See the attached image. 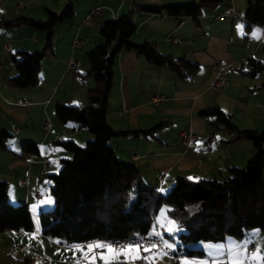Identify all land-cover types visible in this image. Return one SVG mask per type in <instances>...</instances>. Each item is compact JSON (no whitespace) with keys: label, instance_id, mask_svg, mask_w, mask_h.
I'll use <instances>...</instances> for the list:
<instances>
[{"label":"crops","instance_id":"1","mask_svg":"<svg viewBox=\"0 0 264 264\" xmlns=\"http://www.w3.org/2000/svg\"><path fill=\"white\" fill-rule=\"evenodd\" d=\"M70 1L74 12L70 18L62 19L54 25L51 46L45 51L43 57L48 60L51 69L56 70L57 77L40 78V84L38 81L36 86L30 87L33 89L12 87L7 84V77L15 74L11 54L17 49L28 51L41 49L46 41V31L24 23L8 26L0 22V128L11 135L7 143H4L6 139L3 141V147L0 149L9 156L7 166L15 174L8 178L13 190L6 189L7 201L12 202L11 195H16L17 201L25 203L34 219L37 211L43 207L44 199L42 200L40 196H33L36 199L34 203L28 194L22 193L19 188L25 183L16 185V178L24 176L27 186L34 188L35 185L32 183L34 176L44 173L50 166L48 163L50 161L45 160L44 157L40 158L39 150L37 154H31L33 156H29V153L23 155L20 151V144L25 140H31L28 135L30 129H33L30 114L41 108L50 120L49 124L41 121L40 127L43 132L38 142L33 143L37 145L47 141L56 153L57 163L60 158L69 157L68 153L58 150V144L55 141L65 139L63 137L66 136L74 141L73 135L82 132V127L68 120L72 122L69 126L70 132H65L62 129L65 123L55 124L54 119L48 115L47 108L52 98L55 104L60 101L73 103L74 96L68 100L55 98L59 85L55 87L65 77L68 70L67 63L70 60L84 62L85 53L101 41L96 34L99 28L98 22L100 24L107 18L121 15L128 16L135 25V31L131 36L133 42H152L162 54L172 58L184 57L188 61L196 62L197 68L188 69L179 66L181 74L178 75L167 65L150 63L134 49H121L118 52L112 66V85L106 108H104L105 120L114 130H145L147 132L110 137L107 142L115 157L132 164L137 171L136 178L151 185L159 193L166 191L177 176L191 179L219 178L225 174L227 166L236 165L235 157L238 154L231 151V143L233 144L237 139L227 141L226 135L220 137L210 131L204 117L198 112L207 107L218 106L220 110L230 113L238 129L257 130L251 124L254 123V119H261L257 114L261 111L251 110L249 106L254 104V106L264 107V103L255 100L264 94V87H259L264 81V76L260 72L253 76V78L260 76L256 84L252 81L253 79H249L252 76L243 74L236 65L249 56L259 60L264 59V23L245 27L242 19L214 20L212 17V14L224 8L228 1H231L242 16L246 0H217L213 6L206 7L198 16L180 19L167 15L164 11L144 10L142 5H166L194 0ZM67 2L68 0H0V19L25 17L46 20L50 15L49 11L59 13ZM92 7H100V13L95 19L87 20L86 14ZM181 19L184 21L178 25ZM84 27H86L85 31ZM78 37L82 40V44L73 48L72 40ZM4 44H8L9 48L4 47ZM63 44L65 52L61 50ZM13 48H15L14 51ZM216 60L224 65L225 79L219 89L210 91L209 85L213 77L211 64ZM69 71L76 74L78 67ZM87 79L81 80L84 81L83 86L88 88L91 84L86 82ZM87 88L84 93L81 90L78 92L80 101L87 98ZM259 93L262 94L254 96ZM156 95H162L163 100L153 101L152 98ZM19 101H25V104L20 105ZM120 108H124L123 113L118 112ZM175 120H179L181 124L173 127L172 123ZM240 123L251 124L242 126ZM181 130H188L195 136L187 147L179 142L178 132ZM227 136H230L229 132ZM83 137L88 138L89 134L83 133ZM55 146L57 148H54ZM252 153L253 150H250L248 156L245 154L241 157L246 161ZM52 163L51 165L55 167L54 161ZM14 177L15 185H13ZM34 206L35 211H33ZM33 222L34 227L31 230L5 229L9 232L6 234L13 241L15 250L19 252L18 255L23 257V264H77V260H80V264H84L82 254L72 249L76 246L84 248L87 244L99 242L97 240L78 243L59 242L37 231V222ZM33 235L35 238H32ZM250 240L254 241V245L264 248V229L249 231L246 236H225L223 240L210 241L211 244L200 243L197 246L203 251L201 257L205 255L207 249L220 247H222V255L227 257L228 249L233 244L244 245ZM19 245L21 248L18 247ZM18 257H15V262ZM64 257H72V260L65 262ZM189 259L196 260L197 257L191 256ZM153 260L152 264H162L160 259ZM211 261L213 259L208 264ZM225 263L227 264V260ZM96 264H103V261L97 259ZM116 264H128L127 258L119 257Z\"/></svg>","mask_w":264,"mask_h":264},{"label":"trees","instance_id":"2","mask_svg":"<svg viewBox=\"0 0 264 264\" xmlns=\"http://www.w3.org/2000/svg\"><path fill=\"white\" fill-rule=\"evenodd\" d=\"M217 0H194L166 5H142L144 10L164 11L178 19L194 18ZM70 0L59 13L49 11L46 20L17 17L0 19L5 25L28 24L46 31V41L39 50L17 49L11 54L15 74L7 77L12 87L30 88L39 81V67L45 51L51 46L54 25L73 14ZM245 27L264 23V0H246L242 14ZM132 20L125 15L107 18L98 28L103 41L85 53L87 68L78 77L90 78L84 103L57 102L54 116L59 122L74 121L92 137L82 146L72 139H57L56 144L71 155L59 159V168L47 173L48 193L52 204L39 209L36 222L39 232L64 243H78L91 238H127L133 233H149L151 221L161 206L176 226L177 250L185 256L201 257L200 247L187 243L198 240H223L225 236L240 237L248 229H264V130L238 129L230 113L218 106L207 107L198 113L212 130L230 133L227 141L246 139L253 153L243 166H227L219 178L190 179L177 176L164 193L136 178L135 167L115 157L107 140L127 133H145V130H114L106 122V108L112 85V66L121 49H134L154 65H167L178 75L179 66L197 68L196 62L184 57L172 58L159 52L152 42L135 43ZM115 41L114 45L112 42ZM236 68L243 74L264 76V59L249 56ZM76 73V74H77ZM259 87H264V81ZM10 133L0 128V147ZM20 151L37 154V145L22 142ZM6 183L0 179V231L31 230L32 216L25 203L10 204L6 199ZM163 235H166L164 233ZM181 246V247H179ZM135 264H145L138 260Z\"/></svg>","mask_w":264,"mask_h":264},{"label":"rangeland","instance_id":"3","mask_svg":"<svg viewBox=\"0 0 264 264\" xmlns=\"http://www.w3.org/2000/svg\"><path fill=\"white\" fill-rule=\"evenodd\" d=\"M65 21H67V20H65ZM99 25L100 24L98 22L97 27H99ZM83 29L85 31L86 27H84ZM96 34L98 35V37H100V40H101L100 42H102L103 41L102 36L99 35L98 33H96ZM80 36H82V35H80ZM14 37L18 38L17 36H14ZM114 43H115V41L112 42V45H114ZM64 44H63V47L61 49L62 52H65ZM97 44H98V42H97ZM43 45L41 47H43ZM14 49L15 48H13V51H14ZM83 59H84V62H81L83 65L78 67V72H84L85 69L87 68V62H86V59H85V55L83 56ZM40 66H41V68L39 69V74H38L39 75V79L40 78L41 79H44V78L46 79V78H50L51 76H53V78L57 77L56 70L54 68H53L54 70L51 69V67L49 66L48 60L43 59L41 64H40ZM56 66H57V62H56ZM56 66L53 65V67H55V68H56ZM52 73H53V75H51ZM245 79H247V78H245ZM249 79H253L252 81L257 84L259 82V80H260V76L257 75L256 77H254V78L252 77V78H249ZM86 82H88L89 84L92 83L90 78H88L86 80ZM40 83H41V81H39V84ZM83 83H84V81H82L81 78L78 77V73L75 74V72L67 70V73H66L65 77L62 79L61 83L60 84L57 83V85L55 87V88H57L58 85H59L58 91H57V96L55 98H61L63 100H68V98H73V96H74V101H73L74 104H80L79 102L84 103L86 101V99H83V101H80L79 93H78V92H80V90L84 93V91L86 90L87 87L83 86L84 85ZM44 88H46V86H44ZM12 89H16V88H12ZM29 89H33V88H29ZM75 90H76V92H75ZM75 94H76V96H75ZM260 94H262V93L254 94V96H257V95H260ZM257 98L259 99V101H258ZM257 98L255 99L256 102L264 103V94H262L261 97H257ZM26 100H28V99H26ZM49 105H50L49 108H47L48 109V115L51 118L54 119L55 124L57 123L58 125H60V124L63 125L65 123L62 126V129H64L65 132L66 131L70 132L69 131L70 130L69 126H70V123H72V122H70L68 120H66L64 122H59V121H57V119L54 116V112H53L54 105H55L54 98H52V102ZM40 107H42V106H40ZM249 108L251 110H255L257 112L261 111V112L257 113L258 117H260L261 119H259V118L254 119V123L253 124L249 123V125H248V123H247V125H243V123H240V124L242 126H250V124H251V126L257 128V131L264 130V127H263L264 126V107L262 108L260 106H254V104H253V105H250ZM30 116L32 117V121H33V125H32L33 129H30L29 134H28L30 136L31 140H25V141H31V142H35L36 143V142H38V138L40 137V135L43 132L42 128L40 127L41 121H45L47 124H49L50 120L48 119L46 114L43 113L41 108H39L38 110L34 111V113H31ZM179 124H181L180 121L179 120H175L172 123V126L173 127L176 126V125L178 126ZM212 131L215 132L216 135H218L220 137L224 136V135H226L225 137H227V138L229 137V136H227L228 132H226L224 130H212ZM83 133L84 134L88 133L89 137L88 138L83 137ZM10 136L6 138L4 143H7L9 141L8 139L10 138ZM63 136H65V135H63ZM67 137L68 136L63 137V138L68 139ZM91 137H92L91 133L88 132L87 129L84 128V127H82V132H79V133L73 135L74 142L76 144L80 145V146H82L84 144V142L87 139H90ZM32 140H35V141H32ZM25 141H23V142H25ZM235 141L236 142H234L233 144L231 143V146H232L231 147V151H233V153H235V154H238V156L235 157L236 165H233V166L240 167V166H243L244 163H245V159H242L241 155H245L246 154L245 156H248L250 154V150H252V147H251L249 141L246 140V139H237ZM37 145H38L37 146L38 150L40 151V155H39L40 158L43 159V157H44L45 160L50 161V162H48L50 164V166L45 169L47 171H45L44 173H42L40 175L36 174L34 176V179L32 181V183L35 185L34 188L28 187L27 186V181H25V185H23V186H21L19 188L22 191L23 194H28V196H30L32 198L34 203H35L36 199L33 198V193L38 194L40 196V198H42V200L44 199V201H47L49 198L51 199V197H50V195L48 193V184L50 183V180H49V178L47 177L46 174L50 173V172H55L59 168V162L57 163V159L55 157L56 153H55V151L52 150L53 147H51V145L47 141H44L41 144L37 143ZM263 146H264V144H263ZM54 148H57V146H55ZM58 150L59 151H63L65 153H68L69 156L71 155V153L68 150L62 148L60 145H58ZM23 155H24V153H23ZM29 156H33V155L30 154ZM53 156H54V158H53ZM58 156H61V155H58ZM8 160H9V156H7V154H5V152H3V150L0 149V178H2L4 181H6V189L7 190H10V189L13 190V187L10 184L11 182H8V178H9V176H11V175L14 176L15 174H14L13 170L9 169V167L7 166ZM52 161H54L55 167H53L51 165V164H53ZM20 177L23 178L24 176L23 177L20 176ZM17 178H19V177H17ZM23 179L25 180V178H23ZM14 180H15V177L13 179V182H14ZM13 185H15V182L13 183ZM16 185H18V184H16ZM10 200H12V202L8 201L10 204L24 203L23 201H17V196L14 195V194L11 195ZM51 204L43 203V207H41V209L49 208L51 206ZM32 220L36 221V218L34 219V217H32ZM153 221L158 226L162 227L164 229V231H165L164 233L167 234V236L166 235L162 236L164 242L166 241V242L172 244L173 245V249L172 250H177L176 246L178 244V240L176 238V233L180 232L182 229L178 228L176 226V224L173 223L171 226L174 227L175 229H178V230L173 231L172 233H169L168 231H166V227L169 226L168 222L169 221L173 222V220L171 218H169L167 216V214H166V206H161L156 211V213H155V215L153 217ZM249 231H260V230L256 229V228L248 229V231L245 232L244 236H246V234ZM6 233H9V232H7V230H5L3 232H0V264H15L16 262L18 264H23V257L18 255L19 252L17 250H15L13 241H11V238H9L10 236H8V234H6ZM210 241L211 240H198V241H195V242L187 243V246L194 247L195 245L197 246L200 243H209V244H211L212 242H210ZM256 242H258V241H256ZM179 247H181V246H179ZM207 248H208V246H207ZM257 248L261 249V253L260 254L262 256H264V248L260 247L258 245H254L253 252L256 251ZM178 251H182L181 248L178 249ZM213 254H215V255H213ZM222 254H223L222 253V247L213 248L212 250H208L207 249L205 255L203 257H201V258L197 257L196 260H206V261L209 262L211 259H218V260L222 261L223 264H226L225 261L227 260V257L223 256ZM153 255H156L155 259L162 260V264H181V260H184V259L191 260V259H189L190 258L189 256H185V255L182 256V257L174 258V257L169 256L167 254L166 255H162V256L157 255V253L156 254H148L147 256L150 257V260H151L152 263L154 262V260L152 259ZM248 255L250 257L251 253L250 254L248 253ZM16 256H19V257H18V260L15 262V257ZM143 261L145 262V264H149V261H145V260H143ZM212 262L213 261H211L209 264H212ZM245 264H260V261L259 260H252V259L249 258L248 260L245 261Z\"/></svg>","mask_w":264,"mask_h":264},{"label":"built area","instance_id":"4","mask_svg":"<svg viewBox=\"0 0 264 264\" xmlns=\"http://www.w3.org/2000/svg\"><path fill=\"white\" fill-rule=\"evenodd\" d=\"M100 13V7H92L89 9L88 13L86 14V19L87 20H93L95 19L98 14ZM212 17L214 20H221V19H226V18H236V19H242V16L238 13V11L234 8L232 5L231 1H228L227 5L218 10L215 11L212 14ZM183 19L178 21V25H181L183 23ZM263 35H264V30H263ZM82 44V40L79 38H74L72 40V47L77 48ZM4 47L9 48L8 44H4ZM81 61L79 60H70L67 63V69L68 70H75L77 67L81 65ZM211 69L213 71V77L211 80V83L209 85V90L210 91H215L219 89L225 79V72H224V65L216 60L213 61L211 64ZM264 73V72H262ZM153 101L158 102L163 100L162 95H156L152 98ZM20 105H24L25 101H19L18 102ZM119 113L124 112V108H120L118 110ZM11 128H13L11 126ZM178 138L179 142L182 146L187 147L191 144V142L194 140L195 136L193 133H191L188 130H181L178 132ZM25 181L23 178H17V184L22 185L24 184ZM34 197H39L36 193H33ZM159 233V235H153V232ZM163 234H164V229L160 226H158L153 220L151 221V230L149 233H133L131 236L127 238H108V237H102V238H91L88 240H97L102 243H107V244H112L114 246H122L126 244H150V243H156L159 247V250L161 252L166 253L169 256H172L174 258L182 257L184 254L181 251L178 250H169L164 247V240H163ZM60 245V243H58ZM246 247L247 253H252L253 248H254V241H248L247 243L244 244ZM21 248V246H18ZM148 254H156V252L153 253H144L142 252L141 255H148ZM47 259V258H46ZM65 262H69L72 260V257H64L63 258ZM48 260V259H47Z\"/></svg>","mask_w":264,"mask_h":264},{"label":"snow or ice","instance_id":"5","mask_svg":"<svg viewBox=\"0 0 264 264\" xmlns=\"http://www.w3.org/2000/svg\"><path fill=\"white\" fill-rule=\"evenodd\" d=\"M43 203L51 204L52 200L49 198ZM35 210L36 208L34 206L33 211ZM173 223L174 222L171 221L168 222L169 226L166 227V231H168L169 233L178 230L171 226ZM37 231H39V229H37ZM152 234L159 235V233L155 231ZM32 238H35V236L33 235ZM164 247L169 250L173 249V245L166 241L164 242ZM72 250L74 252H80L82 254L81 258L84 261V264H96L97 259L103 261V264H116V262L119 260V257L121 256L127 258L128 264H131V262H134L136 260L149 261V264H151L150 257L147 255H141L142 252H156L157 255L160 256L166 255V253L159 250V247L156 243H150L147 245L137 243L114 246L112 244L97 242L87 244L84 248L76 246ZM260 253L261 249L257 248V250L252 252L251 256L249 257L244 245L233 244V246L228 249L227 264H245V261L249 258L252 260H259L260 264H264V256H262ZM152 259H155V257H153ZM77 264H80V260H77ZM181 264H208V261L184 259L181 260ZM212 264H223V262L218 259H213Z\"/></svg>","mask_w":264,"mask_h":264}]
</instances>
